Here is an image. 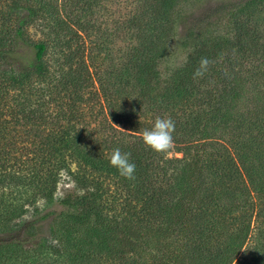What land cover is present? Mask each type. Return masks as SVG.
I'll use <instances>...</instances> for the list:
<instances>
[{
    "label": "trees",
    "instance_id": "trees-1",
    "mask_svg": "<svg viewBox=\"0 0 264 264\" xmlns=\"http://www.w3.org/2000/svg\"><path fill=\"white\" fill-rule=\"evenodd\" d=\"M134 1L102 30L101 0H0V264H234L260 214L239 264H264V0L211 9L167 74L180 0ZM219 13L231 34L211 33ZM19 47L33 52L21 65ZM157 117L175 122L167 153L139 136ZM115 148L134 180L109 165ZM63 171L81 192L62 199L54 242L27 248L38 219H21Z\"/></svg>",
    "mask_w": 264,
    "mask_h": 264
},
{
    "label": "rangeland",
    "instance_id": "rangeland-1",
    "mask_svg": "<svg viewBox=\"0 0 264 264\" xmlns=\"http://www.w3.org/2000/svg\"><path fill=\"white\" fill-rule=\"evenodd\" d=\"M238 1L239 0H180L175 9L182 20L175 35L170 41L167 56L160 63V69L163 74H167L170 69L177 67L186 59L188 49L182 45L181 38L188 27L195 22L197 23L199 19L205 16L214 7L223 5L224 3ZM134 2V0H101L100 5L95 7L96 13L94 19H92L94 20L93 23H95L97 27L99 26L102 30H104V28L111 29L114 24L122 22L133 11L135 5ZM208 20H210L209 22L211 23V33L231 34V24H229L227 17L223 13H219L218 16L215 17H210ZM118 45L123 46L124 44L122 45L121 42H118ZM14 55L13 60L21 65L32 59L33 52L28 48L19 47ZM262 89L264 97V86ZM223 143L225 144V141H223ZM171 153L173 154V151H171ZM175 155L181 156L180 153H175ZM80 192L81 190L78 189L69 174L63 171L60 174L53 201L50 204H45L44 202L39 201L36 209L31 207L22 217V221L38 219L36 224V235L24 244L25 247H34V244L39 242V238L41 239L44 237L47 238L49 242L53 243L54 240L51 235V230L55 225V219L60 212L66 210L62 204V199L68 195H75ZM261 215L262 214L254 218L252 221L251 227L253 234L256 233L263 224ZM253 234L242 249L246 251L240 252L238 256L239 258L234 264H239L240 261L249 257V251L254 243Z\"/></svg>",
    "mask_w": 264,
    "mask_h": 264
},
{
    "label": "clouds",
    "instance_id": "clouds-1",
    "mask_svg": "<svg viewBox=\"0 0 264 264\" xmlns=\"http://www.w3.org/2000/svg\"><path fill=\"white\" fill-rule=\"evenodd\" d=\"M211 64L212 61L208 57H201L198 62V67L193 72V78H202L209 70ZM174 132L175 122L170 117H157L151 127L144 129L139 133V136L143 144L151 151L167 153L174 148ZM130 157L131 153L121 152L119 148H115L110 153L109 165L114 167L123 178L134 180L136 165L131 161Z\"/></svg>",
    "mask_w": 264,
    "mask_h": 264
}]
</instances>
